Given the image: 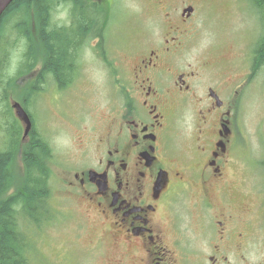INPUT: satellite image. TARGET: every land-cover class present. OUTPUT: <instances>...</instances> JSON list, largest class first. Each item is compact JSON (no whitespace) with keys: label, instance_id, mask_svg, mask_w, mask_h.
<instances>
[{"label":"flooded vegetation","instance_id":"af4514ba","mask_svg":"<svg viewBox=\"0 0 264 264\" xmlns=\"http://www.w3.org/2000/svg\"><path fill=\"white\" fill-rule=\"evenodd\" d=\"M146 2L159 18L118 47L106 115L60 164L61 199L68 209L80 203L92 211L90 249L104 264H264V214L226 167L236 76L192 50L203 0ZM57 14L53 31L67 44V62L58 75L40 64L22 83L34 86L40 76L55 87L78 86L92 61H102L91 18L67 7ZM80 18L88 25L76 32ZM249 43L250 72L264 70L259 40Z\"/></svg>","mask_w":264,"mask_h":264},{"label":"rangeland","instance_id":"374dc122","mask_svg":"<svg viewBox=\"0 0 264 264\" xmlns=\"http://www.w3.org/2000/svg\"><path fill=\"white\" fill-rule=\"evenodd\" d=\"M145 1L116 0L115 4L113 3L110 15V25L113 31L110 40L111 42L113 40L116 47L120 45L123 37L129 31L131 23L144 22L149 18L151 13L148 11V7L142 10ZM203 7L204 22L199 20L198 27L201 32L198 30L195 36L193 43L195 50L203 52V55L208 59L212 58L214 68H219L223 72L237 71V63L240 62L247 69L249 42L253 38V34L249 28H244L239 23V18L244 15V12L249 11L245 20L246 24L250 25L252 20L256 22V14L248 0H203L202 6L198 10L200 13ZM53 8L52 16L55 21V5ZM140 9L142 11H139ZM252 29L259 30L253 27ZM5 30H9V28ZM4 36L7 51L10 53L15 51L17 54L23 51L24 41H16V36L11 31L5 32ZM233 53L240 62L233 59ZM117 56L118 54L114 53L110 59L114 62ZM225 62H228V67ZM6 75H14L19 90L25 88L20 80L22 76L18 75L12 67L8 68ZM6 75L5 77H9ZM261 81L264 84V78H254L247 85L242 83L238 89L240 93L237 95L239 134L232 140L231 146L228 148L229 159L226 165L236 180H244L245 187H248L251 195H253L252 190L256 191L254 194L256 200L258 196H264V166L262 164L264 156V89L260 87ZM112 86L111 71L107 67L92 63L91 80L88 79L80 86L67 89L68 94L53 90L52 81L49 79V81L46 80L45 87L41 91L37 92L34 97L32 95L29 108L35 120V128L48 142L54 154L50 167L57 182L51 185L52 187H59L57 183L61 180L62 172L58 164L68 161L74 153L73 148H76V143L73 138L79 137L80 126L89 122L93 123L99 116H105L104 108ZM4 109L3 103H0V112H3ZM87 115L88 120L84 121ZM0 117V150H3L6 147L2 134L5 119L2 115ZM244 175L250 176L246 178ZM51 183L52 181H50ZM57 196L60 197V194L56 189L51 190L49 204L52 205L54 214L52 224L54 226L46 225L41 232L46 229L48 238L55 233L51 237L52 249H56L60 254V264H104L103 256L98 250L89 251L91 256L88 257L80 251V247L84 251L86 246L94 244L96 241L95 230L85 221L81 237L76 239L74 228L76 227L78 231L79 215L77 214L75 221L71 219V214L67 219L65 211L67 203L61 199L58 201ZM75 206V210L83 216L88 217L92 214L87 211L85 204L78 203ZM83 216L80 218L84 219ZM27 233L33 242V250L30 254L32 264H46V258L39 252L41 248H44L42 245L44 240L41 239L46 236L43 237L42 233H38L32 223L28 224ZM47 241L49 240L47 239ZM76 254L81 258L76 257Z\"/></svg>","mask_w":264,"mask_h":264},{"label":"trees","instance_id":"16d2710c","mask_svg":"<svg viewBox=\"0 0 264 264\" xmlns=\"http://www.w3.org/2000/svg\"><path fill=\"white\" fill-rule=\"evenodd\" d=\"M62 1L71 2L75 14L83 19L89 13L92 18V29L95 28V17L99 18L102 15L107 19L109 16V7L97 6L90 0ZM248 2L261 28L257 59L264 61V0H248ZM52 3H55V0H13L0 16V89L3 90L0 100L5 104L2 116L5 118L3 137L6 145V149L0 151V264H31L29 260L31 246L22 231V226L25 219H29L37 226L50 216H48L47 199L50 193L48 181L51 167L48 162L52 158L49 145L34 129L29 133L26 142L20 141L21 126L14 118L11 107L6 103L11 84H15L11 79H2L1 71L7 67L9 52L5 47L4 33L7 32L5 29L11 22L9 26L11 33L16 35V38L20 37L27 41V50L24 54L26 60L22 69L25 65H27L26 69L31 68L41 56L43 69L50 70L54 75L60 74L55 69L67 62L65 58L67 44L64 45L62 39L55 40V32L50 25ZM83 19L80 18L81 24L76 32L84 30L85 24L88 25ZM255 26L256 23L253 22L249 27L256 37L257 32L252 29ZM97 33H102V29L99 28ZM42 47L44 50L41 53L39 49ZM103 57L106 60L104 55ZM40 79L38 76L34 86L26 90L25 106L31 95L38 90L36 87L38 82L42 83ZM19 151L21 168L20 172L15 173Z\"/></svg>","mask_w":264,"mask_h":264},{"label":"water","instance_id":"95a60500","mask_svg":"<svg viewBox=\"0 0 264 264\" xmlns=\"http://www.w3.org/2000/svg\"><path fill=\"white\" fill-rule=\"evenodd\" d=\"M11 1L12 0H0V15ZM12 106L15 109L16 116L25 123L24 131H23V137H25L28 134L30 128V120L28 119L25 111L18 103H13Z\"/></svg>","mask_w":264,"mask_h":264}]
</instances>
